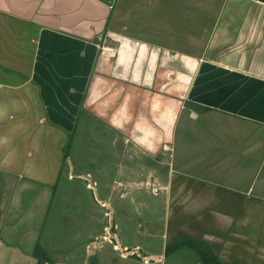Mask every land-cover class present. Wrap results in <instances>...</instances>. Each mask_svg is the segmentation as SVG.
<instances>
[{
	"label": "crops",
	"instance_id": "crops-1",
	"mask_svg": "<svg viewBox=\"0 0 264 264\" xmlns=\"http://www.w3.org/2000/svg\"><path fill=\"white\" fill-rule=\"evenodd\" d=\"M84 109L264 214V0H0V264H35L24 224Z\"/></svg>",
	"mask_w": 264,
	"mask_h": 264
},
{
	"label": "rangeland",
	"instance_id": "rangeland-1",
	"mask_svg": "<svg viewBox=\"0 0 264 264\" xmlns=\"http://www.w3.org/2000/svg\"><path fill=\"white\" fill-rule=\"evenodd\" d=\"M106 97L105 105L117 103ZM84 111L38 222L33 213L24 224L35 263L200 264L189 248L163 255L180 234L206 240L225 262L245 263L264 250L261 210H244L238 196L189 189L192 181L175 174L173 142L150 153L125 127L112 128L108 115ZM35 244L45 257L35 256Z\"/></svg>",
	"mask_w": 264,
	"mask_h": 264
},
{
	"label": "trees",
	"instance_id": "trees-1",
	"mask_svg": "<svg viewBox=\"0 0 264 264\" xmlns=\"http://www.w3.org/2000/svg\"><path fill=\"white\" fill-rule=\"evenodd\" d=\"M66 137L67 138L66 142L63 145V150L67 147V144L70 140V133H67ZM62 157H64V153L62 154ZM184 246L188 247L189 249L195 252L198 258V262H200V264H224L219 261L216 254L206 242L194 238L181 237L177 241L166 243L163 248V255H166L167 253L173 252L176 249ZM35 247L37 248L38 245L35 244L34 248ZM37 251L39 252V254L37 253L35 254V256L43 255V250L39 247L37 248ZM42 257L45 256L43 255ZM35 264H39L38 259Z\"/></svg>",
	"mask_w": 264,
	"mask_h": 264
},
{
	"label": "water",
	"instance_id": "water-1",
	"mask_svg": "<svg viewBox=\"0 0 264 264\" xmlns=\"http://www.w3.org/2000/svg\"><path fill=\"white\" fill-rule=\"evenodd\" d=\"M103 237H100V239H102Z\"/></svg>",
	"mask_w": 264,
	"mask_h": 264
}]
</instances>
